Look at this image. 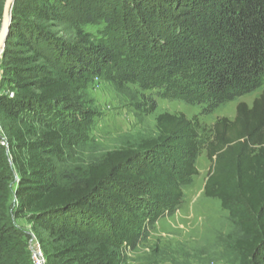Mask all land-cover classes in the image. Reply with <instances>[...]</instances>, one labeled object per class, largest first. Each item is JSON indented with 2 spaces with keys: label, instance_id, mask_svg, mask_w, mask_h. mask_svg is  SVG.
<instances>
[{
  "label": "trees",
  "instance_id": "obj_1",
  "mask_svg": "<svg viewBox=\"0 0 264 264\" xmlns=\"http://www.w3.org/2000/svg\"><path fill=\"white\" fill-rule=\"evenodd\" d=\"M106 1L97 9L92 0H16L1 66L11 93L0 92V117L11 138L4 131L9 147L0 142V264H31L32 237L16 224L26 214L47 264H117L105 244L90 249L88 232L147 230L174 216L203 152L210 162L204 193L237 220L240 264H264V90L251 107L240 103L233 121L219 118L213 127L160 115L156 139L108 153L74 186L57 174L71 127L86 117L78 92L95 78L207 113L261 89L264 0ZM32 13L45 22L90 14L106 27L99 40L77 27L68 42L30 23ZM146 99L155 112L157 101ZM24 116L42 131L13 128L27 127Z\"/></svg>",
  "mask_w": 264,
  "mask_h": 264
},
{
  "label": "rangeland",
  "instance_id": "obj_2",
  "mask_svg": "<svg viewBox=\"0 0 264 264\" xmlns=\"http://www.w3.org/2000/svg\"><path fill=\"white\" fill-rule=\"evenodd\" d=\"M93 1L97 9L108 6L106 0ZM5 3L6 0H0V31ZM78 15L77 21L45 22L32 13L28 21L46 27L52 35L68 42L75 40L77 27L93 39L103 37L106 25L102 18L93 16L94 19L89 21L92 18L88 16L90 14ZM2 61L1 58L0 92L11 93L8 84L4 85ZM39 63L44 64V61L40 60ZM263 90L264 86L207 113L204 106H192L179 100L159 97L153 91L143 92L138 85L119 88L114 83L95 78L78 92L86 117L81 118L78 126L71 127L70 145L58 160V181L61 185L74 186L85 179L91 164L100 161L108 153L136 148L143 141L156 139L159 135L157 118L164 113L184 114L189 120L197 117L206 127H213L219 118L233 121L237 115V106L246 103L251 107ZM146 98L157 101L155 112L148 111ZM26 118L22 117V121L27 127L23 125L13 128L22 129L26 133L29 130L42 131L43 127H28L30 121ZM47 119L54 120L51 115ZM0 125L11 138V131L5 127L1 117ZM27 139L34 141L35 138L27 135ZM30 157L33 159V156H26V159L30 160ZM196 167L199 175L187 180L183 188V204L174 216L162 218L153 227H147V230L145 227L139 230L132 224L124 230L92 229L86 236L90 249L96 251L101 243L105 244L117 264H240V255L235 248L241 238L237 220L222 208L218 200L207 198L204 193L210 168L205 152L198 157ZM142 211L139 210L140 213ZM28 216L26 214L16 220V224L32 237L28 251L30 263L34 264L31 250L34 243L41 245V241ZM39 235L48 238L43 231H39Z\"/></svg>",
  "mask_w": 264,
  "mask_h": 264
},
{
  "label": "water",
  "instance_id": "obj_3",
  "mask_svg": "<svg viewBox=\"0 0 264 264\" xmlns=\"http://www.w3.org/2000/svg\"><path fill=\"white\" fill-rule=\"evenodd\" d=\"M16 0H6L4 13H3V23L0 31V57H4L7 41L10 35L12 20H13V9Z\"/></svg>",
  "mask_w": 264,
  "mask_h": 264
},
{
  "label": "built area",
  "instance_id": "obj_4",
  "mask_svg": "<svg viewBox=\"0 0 264 264\" xmlns=\"http://www.w3.org/2000/svg\"><path fill=\"white\" fill-rule=\"evenodd\" d=\"M13 94H11V97ZM0 142L3 147H9V141L7 136L5 135L1 125H0ZM32 259L34 264H47L46 259L44 257L43 249L39 243H34V248L31 250Z\"/></svg>",
  "mask_w": 264,
  "mask_h": 264
},
{
  "label": "bare ground",
  "instance_id": "obj_5",
  "mask_svg": "<svg viewBox=\"0 0 264 264\" xmlns=\"http://www.w3.org/2000/svg\"><path fill=\"white\" fill-rule=\"evenodd\" d=\"M2 58V56L0 57V59Z\"/></svg>",
  "mask_w": 264,
  "mask_h": 264
}]
</instances>
